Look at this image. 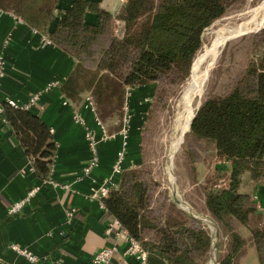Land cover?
Here are the masks:
<instances>
[{"label": "trees", "instance_id": "16d2710c", "mask_svg": "<svg viewBox=\"0 0 264 264\" xmlns=\"http://www.w3.org/2000/svg\"><path fill=\"white\" fill-rule=\"evenodd\" d=\"M230 1L127 0L114 15L100 7V0H73L66 6L60 0H0L1 10L21 18L76 59V71L61 85L67 96L76 98L73 85L81 78L92 89V99L100 110L111 104L122 106L124 86L153 84L141 131L144 161L117 173V186L103 200L107 214L118 218L147 250L148 264H203L211 249L208 231L177 210L166 195L156 193L158 183L146 160L145 137L151 115L178 86L165 80L171 75L177 81L185 79L202 47L204 29L226 12ZM88 12L96 14L95 22L87 20ZM238 41L235 38L226 44L218 67L225 66L229 50ZM244 77L246 81L242 79L228 94L205 99L191 124L196 143L189 145L192 165L201 161L198 147L202 142L211 144L230 163L228 184L205 199L206 209L226 227L230 240L217 264L242 262L245 239L236 222L248 227L250 214H261L253 193L241 191L244 178L248 176L264 195V61L260 65L251 62ZM5 116L36 173L42 179L48 177L56 143L47 124L31 110L10 105L5 107ZM261 217L258 226L250 225L258 264H264Z\"/></svg>", "mask_w": 264, "mask_h": 264}, {"label": "crops", "instance_id": "0c3cea01", "mask_svg": "<svg viewBox=\"0 0 264 264\" xmlns=\"http://www.w3.org/2000/svg\"><path fill=\"white\" fill-rule=\"evenodd\" d=\"M72 1L60 0V3L66 6ZM126 1L100 0V7L117 15ZM96 19L94 12H88L89 22ZM9 32L13 33L12 41L4 46ZM2 52L6 56V75L1 81L0 97H11L19 103H25L32 92L42 91L53 79L66 81L78 67L76 59L63 49L52 43L43 44V34L36 28L0 9ZM73 86L76 87V98L67 96L62 87H57L42 91L30 109L47 124L55 140L51 176L61 185H42L38 194L18 214H9L8 208L34 185L41 184L42 178L34 170L32 159L11 127L0 122V264H97L93 256L102 247L118 244L122 249L125 246L124 237L117 239V236L106 235L108 214L98 201L90 198V194L103 179L113 176L112 164L123 142L119 132L124 126L127 107L132 120L125 168H135L143 163L142 123L152 102L154 87L153 84L124 86L121 115L111 113L106 116L99 112L92 99V89H88L81 78ZM75 111L85 116L87 125L98 137L103 133L116 134L114 138L100 141V162L89 176H82L90 151L85 128L74 120ZM114 177L118 181L117 175ZM256 193L259 195V212L264 216V195L257 188L253 195ZM71 206L77 211L68 223L65 210ZM10 243L28 247L39 257L38 261L31 262L19 255L9 248ZM107 264L140 263L117 251Z\"/></svg>", "mask_w": 264, "mask_h": 264}, {"label": "rangeland", "instance_id": "374dc122", "mask_svg": "<svg viewBox=\"0 0 264 264\" xmlns=\"http://www.w3.org/2000/svg\"><path fill=\"white\" fill-rule=\"evenodd\" d=\"M263 0H231L228 3L226 12L214 20L202 33V47L197 51L193 58L188 72L183 81H177L175 76H168L166 82H176L175 86L167 96V99L161 107L151 115L146 125L145 144L147 163L151 168V177L158 183L157 194L166 195L171 204L177 207V210L193 217L201 226H203L210 234L211 247L214 246V255L210 261V252L203 264H217L216 257L225 254L229 247V237L226 227L219 221L215 220L205 206L206 197L214 189L223 188L228 184L226 170L229 168V161L217 154L210 145L202 142V147H198V151L202 153L201 161L195 166L192 165L189 156V145L196 143L192 140L191 130L189 129L183 136L178 148L172 152L171 144L177 136L176 124L177 118L183 111L184 95L186 87L191 78V74L197 60L203 54L204 50L210 45L214 33L223 25L238 23L249 16V12L258 7ZM255 7V8H254ZM262 13L258 14V21L262 19ZM245 17V18H244ZM239 20V21H238ZM118 23L115 19L114 23ZM220 23V24H219ZM223 23V24H222ZM218 24V25H217ZM222 24V25H221ZM218 27H217V26ZM220 25V26H219ZM264 23L259 24L256 29L251 32L238 36V43L228 53V60L224 67H218L220 57L226 47L222 48V53L216 63L213 65L209 78L206 81L205 89L200 101L197 105L208 97H222L228 94L234 86L239 85L241 80H245V72L248 65L254 62L258 65L264 61ZM118 27H116L117 31ZM211 33V34H210ZM250 35H247L249 34ZM252 33V34H251ZM212 35V36H211ZM247 35V36H244ZM204 48V49H203ZM195 62V63H194ZM205 62V63H204ZM207 61H201L198 67L203 68ZM175 78V79H174ZM242 85L246 88L245 82ZM197 105L195 112L197 111ZM103 115L116 116L121 115L120 106L107 105L101 107ZM115 111V113H113ZM118 111V112H117ZM112 113V114H111ZM174 135V136H173ZM211 147V148H208ZM208 148V149H207ZM196 167V168H195ZM264 182V180L262 181ZM255 183L246 176L243 180L241 191L252 192L255 190ZM176 198L180 202L176 203ZM185 203V205L183 204ZM191 210V211H190ZM190 212H195L201 217L197 219ZM208 219L209 223L202 220ZM262 217L261 214L251 213L248 227L236 222L238 230L245 239V256L240 264H258L257 255L251 237L250 225L256 227L259 225ZM217 231V232H216ZM217 249V256H216ZM219 259V257H218Z\"/></svg>", "mask_w": 264, "mask_h": 264}, {"label": "built area", "instance_id": "2783aa9c", "mask_svg": "<svg viewBox=\"0 0 264 264\" xmlns=\"http://www.w3.org/2000/svg\"><path fill=\"white\" fill-rule=\"evenodd\" d=\"M18 19L23 22L21 18L18 17ZM12 36H13L12 32H9L7 34L4 40V46H7L11 43ZM51 43H52L51 40L47 38L45 35H43V44H51ZM5 75H6V56L2 52L0 53V85ZM62 83L63 81H60V79H53L45 85L42 91H48L53 88L61 87ZM42 91L39 90L36 92H32L25 103H19L11 97H5V98L0 97V122L7 123V118L5 116L6 105H10L16 109L30 110L39 100ZM90 103L93 104L91 101ZM91 106H92V110H94L95 107L93 105ZM73 117L74 120L79 125L84 127L86 130V140L90 151V159L82 169V176H87V175L89 176V174L93 171V169L95 167H98L100 162V156H99L100 141H107L111 138H114L116 137V134L103 133V135L98 137V135H95V133L92 132L89 126L87 125V120L85 116H83L80 112L75 111ZM131 120H132L131 113L129 108L127 107L126 115L124 118V126L119 132L123 142L120 149L117 151L116 158L112 164L113 176L103 179L98 185L96 184L97 185L96 188L90 194L91 196L90 198L98 201L104 212H106V208L103 200L105 197L108 196L110 191L117 186V181L115 180L114 176L117 173H120L125 168V162L128 154V138L131 130ZM52 171L53 169H51V173L48 177L42 179L41 184L34 185L32 188H30L27 191L24 197L13 202L8 208V213L9 214L21 213L24 210V208L31 202V200L38 194L42 185L44 184H51L53 186L61 185V183L55 181V179L52 178L51 176ZM253 198L256 199L259 205V195L257 193L254 194ZM76 211H77L76 207L73 206L65 210L66 221L68 223L73 220ZM105 233L107 236H111V235L115 237L117 236V239L124 237L125 246L122 249H120L118 244L102 247L93 256V261L95 263L107 264L110 262V260L117 251H121L122 254L135 258L137 261H139L140 264H148L147 250L142 246V244L137 239L133 238L129 234L128 230L121 224L118 218L108 214L105 224ZM9 248L14 250L19 255L25 257L27 260L31 262L38 261L39 257L35 253H33L28 247H24L22 245H19L18 243H10Z\"/></svg>", "mask_w": 264, "mask_h": 264}, {"label": "bare ground", "instance_id": "6f19581e", "mask_svg": "<svg viewBox=\"0 0 264 264\" xmlns=\"http://www.w3.org/2000/svg\"><path fill=\"white\" fill-rule=\"evenodd\" d=\"M259 13H262L263 15L261 21H258L257 19ZM249 15L251 16L238 23L221 26V28H219L214 33L210 45L204 50L203 54L197 60L198 65L201 61L205 60L207 62L203 68H200L201 66L198 67V65H195L196 67H194V70L191 74V78L188 82L184 95L185 106L176 121L177 136L171 144L172 152L178 148L182 136L190 128V123L196 109L195 105H197L204 93L206 81L209 78L213 65L218 60L220 53H222V48H224L225 44H227L230 39L251 32L253 29H256L259 24L264 23V0L258 7L249 12ZM183 204L185 205V203Z\"/></svg>", "mask_w": 264, "mask_h": 264}, {"label": "water", "instance_id": "95a60500", "mask_svg": "<svg viewBox=\"0 0 264 264\" xmlns=\"http://www.w3.org/2000/svg\"><path fill=\"white\" fill-rule=\"evenodd\" d=\"M235 38H237V37H234V38H232V39H235ZM232 39H230V40H232ZM200 107V104L198 105V107H197V110H198V108ZM197 112V111H196ZM196 112H194V115H193V117H192V120H191V123H190V130H191V124H192V121H193V119H194V117H195V115H196ZM176 203H180L179 201H178V199L176 198ZM191 211V210H190ZM191 214H192V216H194L195 218H197V219H201V217H199V215L198 214H196L195 212H190ZM202 220H204V221H206V222H208L209 223V220L208 219H205V218H202ZM217 232V231H216ZM214 249L215 248H213V244H212V247H211V256H210V258L212 259V255H213V251H214Z\"/></svg>", "mask_w": 264, "mask_h": 264}]
</instances>
